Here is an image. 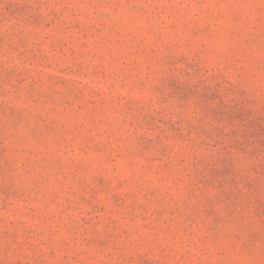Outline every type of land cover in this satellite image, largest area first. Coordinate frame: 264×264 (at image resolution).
Listing matches in <instances>:
<instances>
[{"label":"rangeland","instance_id":"rangeland-1","mask_svg":"<svg viewBox=\"0 0 264 264\" xmlns=\"http://www.w3.org/2000/svg\"><path fill=\"white\" fill-rule=\"evenodd\" d=\"M0 264H264V0H0Z\"/></svg>","mask_w":264,"mask_h":264}]
</instances>
